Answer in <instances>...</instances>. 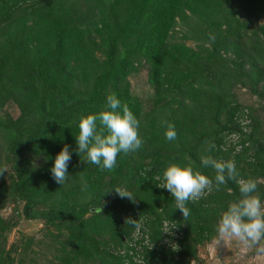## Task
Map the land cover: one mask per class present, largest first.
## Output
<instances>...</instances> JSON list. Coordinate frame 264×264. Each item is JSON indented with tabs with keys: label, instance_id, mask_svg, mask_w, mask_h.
I'll list each match as a JSON object with an SVG mask.
<instances>
[{
	"label": "trees",
	"instance_id": "1",
	"mask_svg": "<svg viewBox=\"0 0 264 264\" xmlns=\"http://www.w3.org/2000/svg\"><path fill=\"white\" fill-rule=\"evenodd\" d=\"M69 1L0 0V143L5 149L4 160L0 155V210L7 202L22 203L26 219H40L64 237L57 264H134L128 253L117 257L111 252L135 226L132 217L121 228L118 198L106 194L124 170L135 164L137 183L166 194L156 187L155 178L169 165H191L214 178L211 168L201 166V156L228 160L221 147L232 135L239 136L242 153L248 143L257 145L254 130L244 133L240 119H233L238 106L223 105L215 85L230 71L221 52L231 38L239 42L245 36L250 47L264 48V24L257 25L264 19V0H92L93 16L85 22L66 10ZM242 14L254 22H240ZM191 17L205 25L207 46L199 50L172 40L177 23ZM141 68L148 69L154 94L146 114L138 97L123 99L117 90ZM210 90L215 94L211 99ZM109 94L139 121L142 147L118 154L111 170L89 163L83 153L74 154L68 177L58 185L49 171L53 159L65 144L76 147L79 119L105 110ZM30 99L40 100L38 118L4 114L10 103L20 108ZM224 113V123L219 122ZM166 123L175 127L174 141L164 138ZM45 124L60 131L42 144ZM242 153L233 156L238 178L264 179V148L258 147L254 161L246 162ZM138 156L150 162H139ZM227 189L234 202L240 199L238 186L228 180L212 198L186 203L191 209L184 221L189 233L174 264L187 261L193 247L190 233L197 235L196 241L204 236L210 206ZM129 207L124 201L125 212ZM159 208H144L138 215H153L155 223L178 218L164 207L158 213ZM10 231L0 216V264H14L12 250L6 248Z\"/></svg>",
	"mask_w": 264,
	"mask_h": 264
},
{
	"label": "rangeland",
	"instance_id": "2",
	"mask_svg": "<svg viewBox=\"0 0 264 264\" xmlns=\"http://www.w3.org/2000/svg\"><path fill=\"white\" fill-rule=\"evenodd\" d=\"M93 7L92 0H72L65 5L66 10L75 13L74 15L84 22L93 16ZM239 20L243 23H245V20L248 23L254 22L253 18L245 16V14L239 16ZM262 24H264V19L257 21V25ZM204 35V23L198 17H191L183 24L177 23L172 40L184 42L186 46L199 50L204 44L206 45L203 42ZM221 53H223V58L230 71L215 85L216 97L220 95L224 99L223 105L225 106L230 104L231 106H238L239 110L233 119H237V121L240 119L239 122H245V125L246 121H249L246 130L248 129L250 134L254 130L257 145L251 147L250 143H248L246 150L243 153L241 151V153L245 156L246 162L250 160L254 161V155L258 147L262 146L264 148V48L250 47L245 41V36L239 42L233 37L227 48ZM117 90L123 99H126L128 95L138 97L143 105V114L151 110L154 94L148 69L141 68L129 77L126 85L119 84ZM213 96L215 94H212V90H210L208 98L211 99ZM104 109L106 110L105 102ZM4 114L9 115L12 119H16L21 115L27 118H38L41 114L40 100L30 99L20 108L15 103H10L5 107ZM224 115L225 113L221 114L219 122L224 123ZM211 117L212 114L210 113L209 118ZM252 120L256 124H253ZM59 131L45 124L41 131L39 142L45 144L53 140L55 134ZM225 147L229 153L226 154L228 160L221 159L219 161L232 160L235 162L232 151L237 147V144L228 142ZM0 155L2 160H4L5 149L1 143ZM144 158L145 156L137 157L139 162L141 161L145 164L150 162V160H144ZM244 165L245 162L239 164L240 167ZM135 170V164L130 165L128 169L124 170L115 187L127 189L133 193L136 199L135 203L129 201V210L125 212L123 204L124 201L128 200L117 197L118 207H121V228L126 229L128 218L132 217H136L135 226L131 227L130 231L123 235L122 246L120 245L121 247L115 248L111 252L117 257L128 253L134 264H172L178 260L181 245L179 244L177 250L167 245L162 246L161 243L165 238L161 228L162 222H175L182 233L183 239L187 231L186 224L184 223L186 218H183L180 211L176 209L175 201L170 195L162 192L160 194L156 189L147 188L142 183H137L136 177H133ZM211 172L213 173L214 170L212 169ZM254 181L257 183V191L253 195L258 196L264 201V179ZM215 195L217 194L214 188L205 194L206 198L204 200H208ZM229 195H232V190L227 189L225 193L220 194L221 197H219L218 202L211 204L210 209L215 213L213 215L211 212L205 220L208 231L204 233V236L199 237V240L196 241L197 235L190 233V240L192 241L190 245L193 246L191 248L193 251H188L190 256L183 264H264V254H258L256 251V247H264V241H261L257 246L248 247L236 240L227 238L221 240L217 237L215 225L228 204L234 202ZM23 205L22 203L14 204L7 202L0 210V216L5 221V224H8L11 228L6 238V248L7 250H12L13 263L57 264L59 262L58 258H60L66 245L65 238L61 237L52 227L40 219H26L23 216ZM155 206L164 207L167 212L177 214L178 218L172 220L163 219L160 223H155V216L153 215H138L144 208L150 209ZM160 208L158 209V213L162 210ZM190 211L191 209H189ZM141 221H144L143 225H141ZM136 225H139V227ZM208 234H210V238L207 236ZM127 263L125 261V264ZM175 264L181 263L177 262Z\"/></svg>",
	"mask_w": 264,
	"mask_h": 264
},
{
	"label": "clouds",
	"instance_id": "3",
	"mask_svg": "<svg viewBox=\"0 0 264 264\" xmlns=\"http://www.w3.org/2000/svg\"><path fill=\"white\" fill-rule=\"evenodd\" d=\"M106 110L96 114L82 116L78 122L79 133L75 137V148L65 144L52 161L51 179L61 185L69 175V165L75 154H85L87 161L98 167L111 170L116 166V158L120 153L136 152L142 147L139 136V121L126 105L115 94L105 98ZM107 133V134H105ZM177 137L174 125L166 123L164 138L174 141ZM203 168L214 170V178L194 171L191 165L171 164L156 179L160 184L156 187L166 190L175 201L176 209L183 218L189 215L186 203L195 201L207 192L219 191L220 186L232 180L238 186L240 199L229 203L215 225L217 237L236 240L243 245L253 247L264 241V201L253 195L257 191V183L251 179L238 178L239 173L234 161H219L212 156H201ZM115 194L120 199L135 203L132 192L127 189L114 188L106 194ZM129 222L133 220L128 219ZM139 227V225H136ZM165 229L164 233H171ZM258 254H264V247H256Z\"/></svg>",
	"mask_w": 264,
	"mask_h": 264
},
{
	"label": "built area",
	"instance_id": "4",
	"mask_svg": "<svg viewBox=\"0 0 264 264\" xmlns=\"http://www.w3.org/2000/svg\"><path fill=\"white\" fill-rule=\"evenodd\" d=\"M248 122L249 121H246V125H245V122L244 123L240 122V126L242 127L243 132L244 133L246 132L247 134L249 133V130L248 129L246 130V128H247L246 126H247ZM238 138H239L238 135L230 136L228 138V141H226V143L221 147V150L222 151L226 150L225 146L227 145L228 142L229 143L232 142L233 144L236 143L237 147L232 151V155L233 156L238 155L242 151V146L240 144H238ZM155 182H156L157 186L160 184V181L157 180L156 178H155ZM159 189H161V188H159ZM161 190L164 191L167 195H170L166 190H164V189H161ZM200 198H206L205 194L203 196H201ZM199 199H197V200H199ZM197 200H195V201H197ZM143 224H144V221H141V225H143ZM172 227H175V229H172L170 234L169 233H164L165 229H171ZM161 228H162V231H163V233L165 235V238H164V240L161 243L162 246H166L167 245V246H170L173 249L177 250L179 248L180 241L182 240V233L180 232V230L177 227L176 223L175 222H170V221H163Z\"/></svg>",
	"mask_w": 264,
	"mask_h": 264
}]
</instances>
